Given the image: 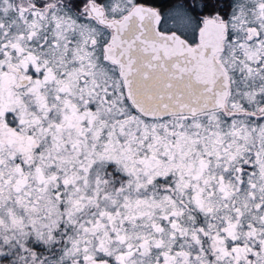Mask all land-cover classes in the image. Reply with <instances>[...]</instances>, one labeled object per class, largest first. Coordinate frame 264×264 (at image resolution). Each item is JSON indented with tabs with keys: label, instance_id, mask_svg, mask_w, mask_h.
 I'll list each match as a JSON object with an SVG mask.
<instances>
[{
	"label": "snow or ice",
	"instance_id": "obj_1",
	"mask_svg": "<svg viewBox=\"0 0 264 264\" xmlns=\"http://www.w3.org/2000/svg\"><path fill=\"white\" fill-rule=\"evenodd\" d=\"M0 264H264V0H0Z\"/></svg>",
	"mask_w": 264,
	"mask_h": 264
}]
</instances>
